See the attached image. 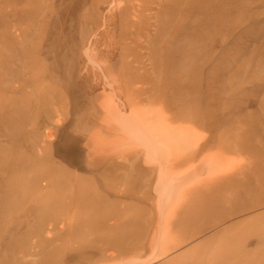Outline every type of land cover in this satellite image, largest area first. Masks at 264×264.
<instances>
[{
	"label": "rangeland",
	"instance_id": "1",
	"mask_svg": "<svg viewBox=\"0 0 264 264\" xmlns=\"http://www.w3.org/2000/svg\"><path fill=\"white\" fill-rule=\"evenodd\" d=\"M201 2L0 0V264H264V0Z\"/></svg>",
	"mask_w": 264,
	"mask_h": 264
},
{
	"label": "bare ground",
	"instance_id": "2",
	"mask_svg": "<svg viewBox=\"0 0 264 264\" xmlns=\"http://www.w3.org/2000/svg\"><path fill=\"white\" fill-rule=\"evenodd\" d=\"M194 4H190L189 6H191ZM202 10L200 11V15L204 16V20H202L200 27L202 28H206V27H211L212 29L214 28L216 32H218L219 34H224L222 29L224 26V21L225 18L227 17L226 13H229L230 11V7L228 4V0H204V2L200 3ZM235 6V5H234ZM185 7V6H184ZM186 8V7H185ZM189 12H198L197 9L192 8L189 9ZM184 14V13H183ZM184 16H188V14L185 12ZM167 24V22H166ZM175 30V29H174ZM199 30V29H198ZM201 30V29H200ZM173 35H171L173 38H175V36L177 35V31L172 33ZM192 43V42H191ZM190 43V44H191ZM180 47V46H179ZM190 48V47H189ZM188 48V49H189ZM187 52V51H186ZM172 66V65H171ZM217 74V73H216ZM199 78V77H198ZM7 154V153H6ZM19 185V184H18ZM5 195V194H4ZM81 197V196H79ZM77 198V197H76ZM99 201V200H98ZM75 202V200H74ZM93 203V202H92ZM93 205V204H92ZM72 207V206H71ZM91 207V206H90ZM66 209V207H65ZM88 209V208H87ZM90 209V208H89ZM80 213V212H79ZM111 214H107L104 218H101V224H103V222L107 221V219L110 217ZM113 216V215H112ZM111 216V217H112ZM110 217V218H111ZM111 220V219H110ZM85 222V221H84ZM88 222H85V224ZM91 224V223H90ZM93 224V223H92ZM106 246L111 247L112 249V243L110 241L105 242ZM118 247V246H117Z\"/></svg>",
	"mask_w": 264,
	"mask_h": 264
}]
</instances>
